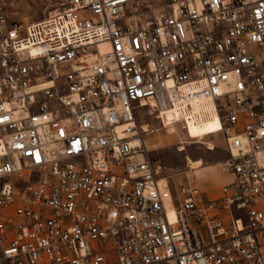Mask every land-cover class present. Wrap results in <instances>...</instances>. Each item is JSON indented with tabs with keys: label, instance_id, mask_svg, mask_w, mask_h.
<instances>
[{
	"label": "built area",
	"instance_id": "2783aa9c",
	"mask_svg": "<svg viewBox=\"0 0 264 264\" xmlns=\"http://www.w3.org/2000/svg\"><path fill=\"white\" fill-rule=\"evenodd\" d=\"M10 1L0 264H264V0H64L27 24ZM200 102L228 155L216 197L162 178L138 125Z\"/></svg>",
	"mask_w": 264,
	"mask_h": 264
},
{
	"label": "rangeland",
	"instance_id": "374dc122",
	"mask_svg": "<svg viewBox=\"0 0 264 264\" xmlns=\"http://www.w3.org/2000/svg\"><path fill=\"white\" fill-rule=\"evenodd\" d=\"M63 2L64 0H12L7 3L5 13L11 22L27 24L41 20L51 12L59 10ZM156 6L159 5L156 3ZM197 108L199 110L197 115H193L190 109L191 115L197 120L195 130H183L181 125L175 126L180 121L177 118L181 119L182 116L179 111L170 114L173 119L169 116L168 120L164 118L165 125H161L152 110L141 109L138 125L149 126L150 132L144 134V141L149 157L162 169V178L170 177L175 183L189 179L208 194L216 197L220 187L227 185L231 180L230 177L219 172L220 164L228 156L225 140L223 135H215L219 129L218 125H210L212 123L210 109L206 105ZM170 125L175 126L176 133H168ZM201 135H203L202 139H200ZM188 158L203 160L206 169L190 170L187 167Z\"/></svg>",
	"mask_w": 264,
	"mask_h": 264
},
{
	"label": "bare ground",
	"instance_id": "6f19581e",
	"mask_svg": "<svg viewBox=\"0 0 264 264\" xmlns=\"http://www.w3.org/2000/svg\"><path fill=\"white\" fill-rule=\"evenodd\" d=\"M59 11H60V9L59 10H55V11L51 12L50 14H55V13H58ZM104 50H105V48L102 47V51H104ZM200 105H206L208 107V109H210V112H211V120L210 121L212 122L210 125H218V127H220V125H219V118H218V116H217V114L215 112V109H214L213 105L210 104L209 102L184 103V106L185 107L183 106V109L182 108L181 109H173V110L168 111L167 112V119L166 118L165 119L168 120L169 117L171 119H173V116H171L170 114L172 112L179 111V112H181L182 116H181V119H178L176 117L177 120H180V121L179 122L177 121L178 123H176L175 126H179V125L182 126L181 123L183 122L184 125H185V128L182 127L183 130H186V129L195 130L196 129V125L195 124H197V120H196V117H194L193 115L199 114V110H198L197 106H200ZM190 109H192V114L193 115H191ZM174 116H176V115H174ZM156 119H158V118H156ZM199 123H202V122H199ZM164 125H165V123H164ZM175 126L174 125H170L169 126V130H168L169 131L168 132L169 134L176 133ZM142 128H143V130H144L145 133L150 132L149 126L147 124H144L142 126ZM202 138H203V135L200 136V139H202ZM187 162H188L187 167L190 170H192V171H198V170L204 168V162L201 159L192 160L191 158H188L187 159ZM172 215L173 214L171 213V216Z\"/></svg>",
	"mask_w": 264,
	"mask_h": 264
},
{
	"label": "crops",
	"instance_id": "0c3cea01",
	"mask_svg": "<svg viewBox=\"0 0 264 264\" xmlns=\"http://www.w3.org/2000/svg\"><path fill=\"white\" fill-rule=\"evenodd\" d=\"M202 169H206V168H202ZM201 170V169H200ZM205 191V190H204ZM215 195H217V194H215Z\"/></svg>",
	"mask_w": 264,
	"mask_h": 264
}]
</instances>
